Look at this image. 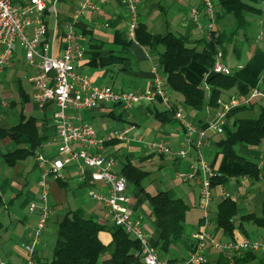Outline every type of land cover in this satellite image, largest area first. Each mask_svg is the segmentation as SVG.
Masks as SVG:
<instances>
[{"label":"crops","instance_id":"crops-1","mask_svg":"<svg viewBox=\"0 0 264 264\" xmlns=\"http://www.w3.org/2000/svg\"><path fill=\"white\" fill-rule=\"evenodd\" d=\"M162 1L164 4H162ZM79 2L80 0H72V4L67 10L60 9L59 11L57 8L56 21L59 30L55 53H59L63 46L61 35L71 22V14ZM193 7L201 8L197 0H141L138 8L139 23L144 24L147 30L152 33L163 34L169 30L178 36L187 37L191 42L190 45H196L200 50L202 46L199 40L204 35L197 30L195 21L190 17L189 11ZM127 17L128 11L123 0H106L96 19L89 20L86 17L76 21L75 29L82 35V39L78 41L85 48V54L76 63V69L81 73L90 75L93 82L99 86L109 85L114 90L143 91L152 82L154 76L152 67L154 64L158 65L160 49L141 45L137 40H128L125 24ZM257 19H260V16H256L253 20L256 21ZM46 20L48 30L51 32L55 25V18L48 15ZM199 20H204L202 14H200ZM227 20L229 19L219 18L218 21H215V29L224 31L227 22H230V20ZM104 22L109 23L108 27L101 25ZM224 56L223 51L221 63L230 68ZM14 59L15 57H13L10 65L0 72V93L6 89L5 82L7 79L15 75L21 104L17 109L15 102L0 98V123L1 121L8 123L7 126L0 124V128L6 129L18 124L21 115L26 118L34 117L39 132L44 138L33 155H28L15 165L10 166L5 161L4 155L13 151L16 145L8 136L0 137V264H27L22 244L32 240L39 217L37 209L32 212L28 209L29 203L37 199V181L41 174V167L36 161L35 153L40 151L46 157L63 159V155L57 152V143L54 140L56 119L53 115L56 111V105L52 101L48 102L43 108L38 107L33 100V86L29 85L30 92H27L22 88L21 83V76L28 81L33 68L26 61L20 67H16ZM231 70L233 75L249 88L256 84L260 75L257 74L258 69L243 70L241 64H238L236 69ZM208 71V69L196 63H190L181 68L186 80L202 86H206L209 76ZM159 72L162 75L160 68ZM262 85L264 83L260 85V88H264ZM236 93V89L226 91L221 99H228ZM170 96L172 108L183 107L180 95L170 93ZM260 104H264V102H256L253 104V108H248L244 112L254 109L255 113L256 110H259ZM183 109L188 119L200 126H205L215 112L207 105L201 111L185 107ZM68 113L71 116L76 115L80 120L93 123L97 132L103 136L108 135L113 130L131 125L132 128L127 134V141L109 142L103 150L105 154L115 158L114 170L116 172L121 173L124 165L132 163L147 172L145 178L147 180L153 176L151 171L153 167L162 170L165 176L171 173V167L174 179L182 180L183 183H176L167 179H159L157 186L154 187L155 190L151 192L147 189L144 179L142 187L149 194L166 191L170 197L181 198L188 205L183 223V236L176 244L170 246L167 252L160 251L154 246L162 259H167L172 264H183L188 257L194 235L202 224V211L198 207V185L192 180L179 177L178 173L189 171L190 164L195 160V152L191 150L186 158H180L152 153L145 146L147 141L164 138L173 150L181 148L183 127L175 117L174 111L168 110L159 100H155L151 103L139 102L131 108L103 102L96 107L84 109L79 113L73 110H69ZM1 116H4V118H1ZM237 117L238 115L228 117L222 134L208 133L206 144L200 150L204 159L216 172V175L226 178L224 183L213 187L210 217H212L213 202L223 198L221 196L223 190L230 193L232 198L237 201L238 214L240 210L251 213L255 208L254 203L256 202V205L261 203L257 199V193L260 189L256 186L260 181H264V173L258 181L239 174L242 167L241 163L230 161L222 154L217 144L219 139L227 137L235 130ZM241 152L246 156L264 158L261 151L257 149L242 147ZM146 167H149V169H146ZM89 174L90 170L87 169V180L84 182L79 181L76 178L73 165L65 164L61 171L62 178L50 179L48 203L51 212L46 227L41 232L35 245L33 264H50L56 240L57 224L66 212L74 211L80 216L111 227L112 223L108 210L102 203L94 199H89L85 203L83 201V199L87 200L86 195L89 187L99 190L102 186L100 183L91 182ZM126 193L129 196L128 208L132 216L141 222L150 241L156 243L160 231L151 207L145 199L144 192L127 181ZM237 223L239 222L237 221ZM243 228L237 226L234 230V236L239 238L243 236L251 237L250 232L252 231L260 233L261 236L258 237L262 238L264 236V229H259L260 227L247 229L243 225ZM210 231L218 239H228L221 229L216 228L213 223ZM99 238L105 245L109 244L112 239L108 229L101 231ZM181 250L185 251V254H181ZM218 255L219 253L213 250L208 252L211 261L216 260ZM109 256V253L102 255L98 260V264H103L104 261L109 259ZM252 263L254 262L246 264Z\"/></svg>","mask_w":264,"mask_h":264},{"label":"built area","instance_id":"built-area-1","mask_svg":"<svg viewBox=\"0 0 264 264\" xmlns=\"http://www.w3.org/2000/svg\"><path fill=\"white\" fill-rule=\"evenodd\" d=\"M59 0H0V72L8 67L15 55L16 46L23 50L26 63L33 68L28 82L33 86V100L38 107L43 108L48 102H54L56 111L57 152L63 159L46 157L42 152L35 153L36 161L41 167V174L37 181V199L30 202V212L38 210L39 217L33 238L22 244L27 264H33L35 245L41 232L45 229L50 216L48 203L50 193V179L62 178L61 171L65 164H72L79 181H86V170H90L91 182L100 183L99 190L89 187L87 196L102 203L108 210L113 225L123 228L140 244V257L143 264H172L162 259L157 249L152 245L148 234L141 222L132 216L129 208V196L126 193L127 179L114 170L115 158L103 152L105 146L113 141H127V134L131 125L113 130L108 135H100L96 127L89 121L80 120L76 115L71 116L68 111L76 113L84 109H91L100 103L122 105L131 108L139 102L151 103L159 100L168 110L172 109L170 92L166 88L159 66L152 67L153 79L150 86L143 91L131 89L114 90L109 85L99 86L93 82L90 75L76 69V63L84 54V45L78 40L82 35L75 29V23L81 18L96 19L106 0H80L71 14V22L61 35L63 46L59 53H55L57 26V2ZM200 9H190V17L195 21L198 31L210 40L215 30L216 0H197ZM48 2H50L48 4ZM128 17L125 20L126 37L136 41V30L139 23L138 8L141 0H123ZM264 10V5H262ZM202 14L204 20H199ZM55 18V25L51 32L48 30L47 16ZM108 27L109 23L101 24ZM222 52L216 54V61L208 74H232V70L220 62ZM264 71L260 73L256 84L246 95H232L228 99H218V108L211 120L205 126H200L188 119L183 107H175L174 115L183 127V141L181 148L173 150L167 140L159 138L145 142L146 148L155 154L186 158L191 150L195 152V160L190 164L186 173L178 176L192 180L198 185V207L202 211V224L194 235L188 257L183 264H205L209 260V250L222 253L233 263L234 258L245 253H253L264 257V239L248 236L228 239H218L212 232L210 204L213 200L211 179L216 175L212 166L204 159L200 150L206 144L208 133L222 134L230 111L235 107H249L256 102H264ZM259 169H264V158L257 162ZM221 196L231 197L226 191Z\"/></svg>","mask_w":264,"mask_h":264},{"label":"trees","instance_id":"trees-1","mask_svg":"<svg viewBox=\"0 0 264 264\" xmlns=\"http://www.w3.org/2000/svg\"><path fill=\"white\" fill-rule=\"evenodd\" d=\"M216 21L219 18L230 20V31L212 32L210 40L202 37V48L190 45L187 37L178 36L167 30L165 33H152L144 24L138 23L136 40L144 46L160 49L158 66L165 80L168 91L181 96L183 107L201 111L205 105L215 111L218 108V99L224 92L236 89V95L243 96L249 92V87L241 82L235 75L210 73L206 86L189 82L181 72V68L196 63L211 70L216 61L217 52H223L225 44L231 42L239 30L249 26L250 16H259L264 13L262 5L264 0H216ZM255 104V103H253ZM253 104L249 107H252ZM249 107L240 106L233 108L229 116L237 115ZM171 111H175L172 108ZM8 136L16 145L15 149L4 155L5 161L10 166L19 160L33 155L35 149L40 147L43 136L40 134L36 119L21 115L18 124L9 128H0V137ZM220 151L230 161L241 163L239 174L248 176L251 180L258 181L264 169L257 167L261 158L246 156L237 151V145L247 148L264 146V104L259 105L258 114L255 117H237L235 130L227 137L217 142ZM264 156V151H261ZM128 182L133 183L142 192L151 207L152 214L160 231L159 239L153 246L160 251L167 252L169 247L176 244L183 236L184 219L188 205L181 198H173L166 191L149 194L142 187L147 172L132 163H127L121 169ZM224 176L215 175L211 179L212 188L224 183ZM237 201L231 197H224L216 202L212 212L211 221L216 228L221 229L226 238H235L236 227L243 228V222H251L264 229V192L260 203V214L244 213L238 216ZM238 224V225H237ZM108 229L111 233V241L105 245L99 238V233ZM140 244L133 239L123 228L111 225L107 227L98 221L78 215L74 211L66 212L57 224L56 240L52 251L50 264H98L99 258L109 253V259L103 264H143L140 257ZM161 257V255H160ZM264 264V257H258L253 253H246L236 257L233 263L219 253L216 260H208L205 264Z\"/></svg>","mask_w":264,"mask_h":264},{"label":"rangeland","instance_id":"rangeland-1","mask_svg":"<svg viewBox=\"0 0 264 264\" xmlns=\"http://www.w3.org/2000/svg\"><path fill=\"white\" fill-rule=\"evenodd\" d=\"M72 4V0H60L57 2V8L62 9V10H67ZM162 4L163 1H162ZM260 19H257L254 21L253 19L256 17L255 16H250L248 20L250 21L249 26L245 27L244 29H241L238 31V33L233 37L231 42H228L224 46V59L226 60V63L229 64L231 69H236L238 64H241L243 66V70L246 69H251V70H257V74L262 73L264 71V13L260 14ZM227 19V18H226ZM229 21V20H227ZM228 24L226 25L225 31H230V26L231 22H227ZM162 32V31H159ZM22 48L17 45L16 46V55L15 57V64L17 65L16 67H20V65L23 64L25 61L23 58V53H22ZM221 62V59H220ZM262 70V71H261ZM6 89L0 93V98L3 100L7 101H13L16 104V108L19 109L20 106V96L18 92V85L16 82V76L8 78L7 81L5 82ZM21 83H22V88L25 89L27 92H30V86L31 84L21 76ZM30 85V86H29ZM264 86V85H262ZM264 89V88H262ZM253 108V107H249ZM248 109V108H247ZM247 109H244L237 115L239 117H255L258 114V111L254 113V109L244 112ZM1 118H4V116H1ZM2 126H7L8 123L5 121H1L0 123ZM246 147L243 145H237L236 149L237 151L241 152V148ZM252 149H257L259 151H264V146L260 147H251ZM154 168V169H153ZM151 169L153 176L149 177L147 180L145 179L144 183L147 187L148 190L153 192L155 189L154 187L157 186L158 180H169V181H174L176 183H183L181 179H174L173 173H172V168L170 167L171 173L169 175H164L162 170H157L155 167ZM146 169H149V167H146ZM152 179H154L152 181ZM260 191L257 193V199L260 202L262 199V192H264V181H260L257 183V186ZM86 199H83L84 203L87 202L89 198L86 195ZM82 201V200H81ZM216 200L213 202V208L216 204ZM255 208L253 209V212L255 214L260 213V205H256V202L254 203ZM246 211L240 210L239 215L242 213H245ZM239 215L236 217V221H239ZM244 227L247 229H252L253 227H256L253 223L244 221L243 222ZM261 229V228H259ZM250 236L252 238H255L254 236H261L260 233H256L255 231L250 232ZM261 238V237H258ZM262 239H264V236H262ZM181 254H185V251L181 250Z\"/></svg>","mask_w":264,"mask_h":264}]
</instances>
